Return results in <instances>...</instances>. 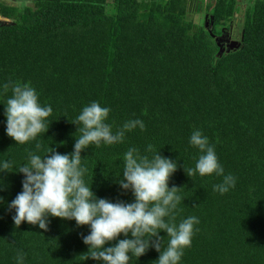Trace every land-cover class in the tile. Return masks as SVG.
Returning <instances> with one entry per match:
<instances>
[{"label": "trees", "instance_id": "obj_1", "mask_svg": "<svg viewBox=\"0 0 264 264\" xmlns=\"http://www.w3.org/2000/svg\"><path fill=\"white\" fill-rule=\"evenodd\" d=\"M241 4L240 44L218 54L216 35L223 29L232 38ZM0 16L11 22L0 26V164L13 165L0 172V264H18L21 253L23 264H102L86 259L89 225L49 215L47 231L26 221L17 227L9 208L23 190L16 170L30 154H71L81 135L76 118L92 102L110 108L113 134L129 120L145 125L122 143L81 152L83 180L98 199L134 203L118 182L125 153L160 152L177 164L168 181L180 188L175 223L199 220L179 264H264V0H0ZM9 81L28 83L52 108L48 130L25 144L7 135ZM195 130L235 178L224 194L213 190L223 176L186 174L202 154L189 142ZM159 235L163 249L169 238ZM131 238L120 234L105 247ZM159 256L150 247L129 264H156Z\"/></svg>", "mask_w": 264, "mask_h": 264}, {"label": "clouds", "instance_id": "obj_2", "mask_svg": "<svg viewBox=\"0 0 264 264\" xmlns=\"http://www.w3.org/2000/svg\"><path fill=\"white\" fill-rule=\"evenodd\" d=\"M11 89L12 96L6 102L7 135L17 144L34 140L38 134L45 133L49 127L45 121L51 115V106L42 107L38 102L36 90L28 83H5V93ZM110 108L102 107L98 102L85 106L76 118V125H81V133L76 139L71 154H59L52 149L41 157L30 154L28 163L19 167L23 173L22 192L11 202L9 208L16 210L13 217L17 227L22 222L38 225L48 230V219H74L78 226L89 225L91 232L83 237L89 246L86 259L101 261L102 264H129L132 257L139 258L153 247L160 253L156 264H179L184 250L191 246L194 225L199 223L195 216L175 223V210L181 203L177 194L180 188L168 186L177 164L164 158L160 152L151 159L140 155L135 148H130L124 155V170L119 184L124 190H131L134 203H112L98 199L91 187L86 186L83 176L87 169L81 167V152L90 145L99 147L101 143L112 145L122 143L125 133L136 127L141 131L145 125L142 120L126 121L113 134L112 126L105 123ZM190 145L198 148L200 153L195 168H189L186 174L191 178L195 174L209 176L215 173L223 176V182L213 186L214 191L224 194L235 187V178L224 175L223 167L218 163L214 147L209 145L207 137L201 131H193ZM39 148V144H37ZM152 151V146H148ZM12 162L0 164V172L9 171ZM2 199V198H0ZM167 233L168 244L162 249ZM131 239H120L115 246L105 247L108 242L116 240L120 234ZM18 264H23L24 254H18Z\"/></svg>", "mask_w": 264, "mask_h": 264}, {"label": "rangeland", "instance_id": "obj_3", "mask_svg": "<svg viewBox=\"0 0 264 264\" xmlns=\"http://www.w3.org/2000/svg\"><path fill=\"white\" fill-rule=\"evenodd\" d=\"M4 1L5 2H9V3H18V4H20V2L22 0H4ZM248 3H249V0H246V5H248ZM244 8H245V5L241 4L240 11L235 15V18H234V20L232 22L233 28L231 30V36H232V39H234V40H238L239 39V34H240L239 33L240 32L239 23H241V21H242ZM193 17L195 18L196 21H198L200 23L203 20V16L200 15V14H197V15L195 14ZM222 33H223V29H220V33L217 34V35L215 34V35H216V37H219V36L222 35Z\"/></svg>", "mask_w": 264, "mask_h": 264}, {"label": "water", "instance_id": "obj_4", "mask_svg": "<svg viewBox=\"0 0 264 264\" xmlns=\"http://www.w3.org/2000/svg\"><path fill=\"white\" fill-rule=\"evenodd\" d=\"M10 23L11 22H9V20L4 19V18H2L0 16V26L8 25ZM212 25H213V21L211 19L210 26L212 27ZM216 41H217V43L219 45L218 54H222L224 51L229 52L232 49H236V48H238V46L240 44V41L239 40H234V39H232L230 37L224 39V32L222 33L221 36H219V37L216 38Z\"/></svg>", "mask_w": 264, "mask_h": 264}, {"label": "flooded vegetation", "instance_id": "obj_5", "mask_svg": "<svg viewBox=\"0 0 264 264\" xmlns=\"http://www.w3.org/2000/svg\"><path fill=\"white\" fill-rule=\"evenodd\" d=\"M230 37V35L229 34H227V33H224V39H226V38H229Z\"/></svg>", "mask_w": 264, "mask_h": 264}]
</instances>
